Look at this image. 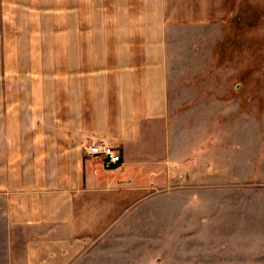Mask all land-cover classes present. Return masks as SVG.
<instances>
[{"label": "crops", "instance_id": "crops-1", "mask_svg": "<svg viewBox=\"0 0 264 264\" xmlns=\"http://www.w3.org/2000/svg\"><path fill=\"white\" fill-rule=\"evenodd\" d=\"M187 7L0 0V264H99L92 248L108 236L168 225L197 205L195 188L214 178L222 104L206 109L172 81L176 68L177 79L187 75L173 42L197 18ZM261 95L262 122L245 123L242 140L244 149L257 141L264 177ZM92 144L111 146L121 163L88 157Z\"/></svg>", "mask_w": 264, "mask_h": 264}, {"label": "rangeland", "instance_id": "rangeland-1", "mask_svg": "<svg viewBox=\"0 0 264 264\" xmlns=\"http://www.w3.org/2000/svg\"><path fill=\"white\" fill-rule=\"evenodd\" d=\"M186 3L197 18L174 29L173 42L181 47L174 61H185L180 70L187 75L177 79L176 68L172 81L178 90L185 86V91L198 92L206 109L213 101L222 104L214 107V178L202 179V186L195 188L196 208L180 218V212L172 213L168 225L160 220L154 227L110 235L96 244L92 249L101 259L95 262L264 264V177L253 158L259 146L254 141L244 149L242 140L245 123L257 127L262 122L258 104L264 93V0ZM228 127L241 128L235 131L240 136L233 139Z\"/></svg>", "mask_w": 264, "mask_h": 264}, {"label": "built area", "instance_id": "built-area-1", "mask_svg": "<svg viewBox=\"0 0 264 264\" xmlns=\"http://www.w3.org/2000/svg\"><path fill=\"white\" fill-rule=\"evenodd\" d=\"M86 155L93 159H100L105 168L121 163L120 154L111 146L103 144H92L86 148Z\"/></svg>", "mask_w": 264, "mask_h": 264}]
</instances>
